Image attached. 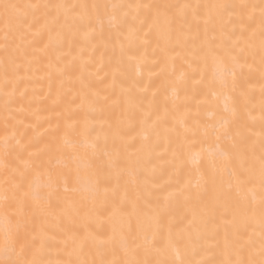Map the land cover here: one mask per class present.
I'll return each instance as SVG.
<instances>
[{"label": "snow or ice", "instance_id": "1", "mask_svg": "<svg viewBox=\"0 0 264 264\" xmlns=\"http://www.w3.org/2000/svg\"><path fill=\"white\" fill-rule=\"evenodd\" d=\"M149 47L171 107L118 83ZM0 264H264V0H0Z\"/></svg>", "mask_w": 264, "mask_h": 264}, {"label": "bare ground", "instance_id": "2", "mask_svg": "<svg viewBox=\"0 0 264 264\" xmlns=\"http://www.w3.org/2000/svg\"><path fill=\"white\" fill-rule=\"evenodd\" d=\"M15 2L23 3L26 0H15ZM76 2V0H73ZM83 2V0H81ZM87 2L91 3L92 0H87ZM107 2L111 3L113 0H107ZM115 2H127V0H115ZM145 2H149V0H145ZM195 2V0H194ZM204 2V0H201ZM128 56H133L134 59L129 61ZM97 57H99V52H97ZM155 57L152 55L151 47L145 50L140 48L134 52L128 53L124 58V64L121 68L120 73H118V83L120 86L124 88H131L133 93L138 97L143 96L145 103H147L148 99H151L152 93L158 91V100H163L165 96L170 97L169 107H171V98H173V91L170 83L166 84L165 81H171L174 77L168 75L169 72L173 71L172 67L169 68L165 72H161L162 64H153ZM105 62L107 63V56L105 57ZM182 68V62L177 60L175 63V72L179 75V72ZM93 71L95 69L93 68ZM112 69L110 67H105L102 71L99 72V77H104L105 72L108 73V78L104 80L102 83L99 81L96 82V87L103 89L105 85L110 84L112 80L111 76ZM194 79H199V77H195ZM41 83L43 84V90H41ZM35 88V95L37 96V100L33 102L32 109L29 112L23 113L21 115V119H24L25 124L36 125L35 134L37 136L43 137L45 140L50 138L54 134V129L56 125L55 113L59 111V109L55 108L51 104V100H44L43 96L47 92V81L36 82L33 85H30L29 94L32 95V88ZM184 87L187 89L188 95L194 94V87L198 94L195 95V99L191 101V118H196L200 120H208L209 117L205 114L204 107L202 106L197 112L196 101L203 99V87L200 85L194 86L193 80L189 79L186 86H182L179 96L181 99L185 96ZM144 89H147L144 92ZM256 101L259 99V89L258 85L255 91ZM16 107H20L19 104ZM38 110V111H37ZM35 112L36 115L32 113ZM184 112V108H180V113ZM254 115H259V111L254 113ZM190 118V120H191ZM139 120V117H138ZM138 123H137V131H138ZM29 135H32V129L29 128ZM131 135H135V132L131 133ZM167 180V174L160 176L157 180V183H163Z\"/></svg>", "mask_w": 264, "mask_h": 264}]
</instances>
